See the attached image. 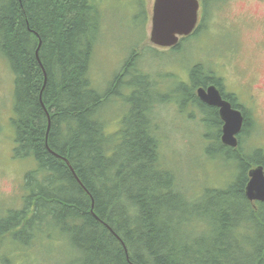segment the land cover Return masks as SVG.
Wrapping results in <instances>:
<instances>
[{"label":"trees","instance_id":"1","mask_svg":"<svg viewBox=\"0 0 264 264\" xmlns=\"http://www.w3.org/2000/svg\"><path fill=\"white\" fill-rule=\"evenodd\" d=\"M100 22L96 0H0V56L13 73V155L36 162L24 174L22 207L0 216V237L12 230L26 241L51 218L77 255L69 264H264V202L245 196L248 170L264 168L263 149L242 146L252 115L232 148L207 114L217 125L212 141L235 173L190 197L158 150L156 103L169 97L147 77L115 78L113 88L130 89L128 108L118 131L105 133L97 112L111 92L88 78ZM200 70L192 67L191 86L178 88L198 108L192 90L215 81Z\"/></svg>","mask_w":264,"mask_h":264},{"label":"rangeland","instance_id":"2","mask_svg":"<svg viewBox=\"0 0 264 264\" xmlns=\"http://www.w3.org/2000/svg\"><path fill=\"white\" fill-rule=\"evenodd\" d=\"M199 1L197 31L172 50L149 40L153 0H96L101 22L88 71L93 88L100 93L111 92L97 112L109 136L118 131L128 108L123 99L129 95V87L113 88L115 75L124 63L133 73L127 80L147 77L155 92L168 95L169 99L156 103L153 118L160 137L158 150L190 197H199L204 188L223 187L234 166L212 141L217 125H207L206 114L196 105L183 102L186 96L178 88L192 67L198 65L222 76L239 97L243 98L245 91L255 94L253 127L243 136L242 146L246 152L254 148L264 151V0H206L205 6ZM126 59L132 62H124ZM177 89L179 95L170 94ZM12 91L11 67L0 56V216L22 207L24 174L36 165L32 157L13 155ZM192 93L195 95V90ZM232 173L234 176L235 171ZM200 223L196 221L203 226ZM42 227L44 230L35 237L27 239L25 235L26 241L12 237V230L2 235L0 264L73 261L77 255L53 220L47 218Z\"/></svg>","mask_w":264,"mask_h":264},{"label":"water","instance_id":"3","mask_svg":"<svg viewBox=\"0 0 264 264\" xmlns=\"http://www.w3.org/2000/svg\"><path fill=\"white\" fill-rule=\"evenodd\" d=\"M198 8L199 0H153L149 33L150 42L162 47L175 45L179 37L187 36L194 31L198 21ZM40 43L39 41V45ZM36 56L39 60L37 53ZM197 97L219 108V116L223 123L220 141L223 145L236 147L237 135L243 123L242 113L232 108L227 101L221 99L218 89L214 85H210L206 89L198 87ZM71 171L78 182H80L75 172L72 169ZM247 174L246 198L250 201L264 202L263 166L255 165L248 170ZM92 205L93 202L91 203Z\"/></svg>","mask_w":264,"mask_h":264},{"label":"flooded vegetation","instance_id":"4","mask_svg":"<svg viewBox=\"0 0 264 264\" xmlns=\"http://www.w3.org/2000/svg\"><path fill=\"white\" fill-rule=\"evenodd\" d=\"M202 1V0H201ZM199 5H200V1H199ZM198 23H197V27L196 29L191 32L189 35L187 36H181L179 37V40L178 42L173 45V46H169V47H164L166 49H172V50H175L177 49L176 47L179 45L180 41L187 38L188 36L190 35H193L197 29H198ZM135 59V58H134ZM124 62H132L130 59H126ZM200 67V66H199ZM201 69V68H200ZM121 72L117 75H115V77H120V79L123 81V80H127L128 76L132 75L133 73L131 72L130 69H128L127 67L125 68V63L122 65V68L120 70ZM209 76V77H213L215 78V81L212 82L210 81L209 79H207V81L205 82L204 86H197L194 88L195 90V96L196 98L198 99V102H199V105L201 109H199L201 112H203L204 114H208V115H213L215 117V123L218 124L220 126V130H221V127H222V120L219 116V108L217 106H213V105H210L204 101H202L201 99H199L197 97V88L198 87H202L204 89H206L208 86L210 85H214L217 89H218V92H219V95L221 97V99H223L224 101H227L232 108L234 109H237L239 110L242 115H243V123H242V126L244 125V122L246 120V115H253L254 114V109H253V106H255V94H253L252 92L250 93L245 91V96L242 98V97H239L238 93L235 91V90H232L230 89L225 81H223V78L222 76H217L218 74L213 72V71H206V69H201L200 70V73H199V76L201 78H204V76ZM184 80L185 81H182L180 82L181 85H183L184 87L182 88V91H185V88L186 86H191L192 82H191V76L190 74L184 76ZM130 90V89H129ZM194 95V94H193ZM183 98V97H182ZM183 102H188L189 104L193 105V101H187V98H183ZM198 107V104H194ZM253 117V116H252ZM207 120V125H210L212 123V118H204ZM214 120V118H213ZM213 124V123H212ZM211 124V125H212Z\"/></svg>","mask_w":264,"mask_h":264}]
</instances>
